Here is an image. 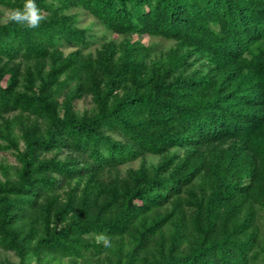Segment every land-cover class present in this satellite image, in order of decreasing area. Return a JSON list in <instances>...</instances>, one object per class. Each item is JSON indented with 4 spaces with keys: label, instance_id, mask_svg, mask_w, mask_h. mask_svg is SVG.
Segmentation results:
<instances>
[{
    "label": "trees",
    "instance_id": "1",
    "mask_svg": "<svg viewBox=\"0 0 264 264\" xmlns=\"http://www.w3.org/2000/svg\"><path fill=\"white\" fill-rule=\"evenodd\" d=\"M35 3L36 28L0 20V151L19 163L0 179V248L19 264H264V0ZM81 13L123 38L89 51Z\"/></svg>",
    "mask_w": 264,
    "mask_h": 264
},
{
    "label": "rangeland",
    "instance_id": "2",
    "mask_svg": "<svg viewBox=\"0 0 264 264\" xmlns=\"http://www.w3.org/2000/svg\"><path fill=\"white\" fill-rule=\"evenodd\" d=\"M78 10L74 9L72 12H77ZM10 18V11L7 8L0 7V20L2 22H6ZM80 26L82 27H91L93 33H95L98 36L99 42L97 45L93 46L92 48L89 49V51H93L95 47H98V45L101 42L108 41L110 39H116V40H121L123 37L122 36H116L110 32H107L104 30V28L99 25L98 23L95 22V20L84 14H80ZM133 40H141L145 45L148 46H153L155 47L156 51L162 52V51H167L169 48L173 47L176 45L175 41L172 40H166L163 38H158V37H149V36H138L135 35L133 37ZM72 50V48L65 49V53H68ZM28 63H22L23 67H25ZM63 100V96H60L59 101ZM94 108V104L92 102L91 97H85L83 99L75 101V110L78 113L83 114L84 112H91V110ZM18 113H12L9 115H6V117H9L12 119L15 115ZM30 120L31 122L34 121L33 116H29L27 114H24L23 122ZM14 132L16 135H19V128L18 125L14 128ZM6 142L2 139H0V144L4 145ZM20 149H24V145L22 142H20ZM53 153H49L47 156L51 157ZM67 156V153H63L60 155V158H65ZM148 164L154 163L157 164L158 161L160 160L159 157H152L148 156L147 158ZM140 164V160L131 162L129 164H125L117 170H111V171H105L101 174L102 179H107L110 176L120 174L122 176L125 175L126 170L129 168H138ZM19 163L18 160L16 159L15 152L14 150H2L0 151V179L5 180L6 178L14 176L15 173V167H18ZM75 183V182H74ZM73 183V185H74ZM68 187H65V190H67ZM63 193V190L61 191ZM260 233L263 236L264 234V222L261 220L260 221ZM99 240V238H97ZM0 264H19V258L15 255L14 252L11 251H6L0 248ZM31 264H38L36 260H33ZM41 264H70L69 258H61V257H52L49 256L46 259L42 260ZM77 264H83L82 261H78Z\"/></svg>",
    "mask_w": 264,
    "mask_h": 264
},
{
    "label": "clouds",
    "instance_id": "3",
    "mask_svg": "<svg viewBox=\"0 0 264 264\" xmlns=\"http://www.w3.org/2000/svg\"><path fill=\"white\" fill-rule=\"evenodd\" d=\"M10 19L14 22L25 24L30 28H36L44 19L42 11L37 7L35 0H25L23 9L16 8L11 10ZM101 240L105 246H108L110 241L107 237L101 236Z\"/></svg>",
    "mask_w": 264,
    "mask_h": 264
}]
</instances>
